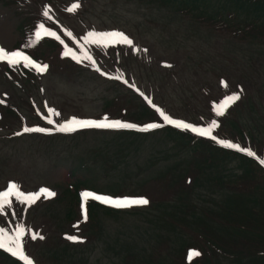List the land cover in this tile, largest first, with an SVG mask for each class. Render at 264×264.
Instances as JSON below:
<instances>
[{
  "label": "rangeland",
  "instance_id": "obj_1",
  "mask_svg": "<svg viewBox=\"0 0 264 264\" xmlns=\"http://www.w3.org/2000/svg\"><path fill=\"white\" fill-rule=\"evenodd\" d=\"M76 3L79 7L69 11ZM46 8L51 20L43 16ZM171 9L156 7L145 0H0V46L8 50H16L19 41L24 39V30L31 29L32 34L39 23L65 37L70 44L68 47L78 54L77 43L66 36L64 30L70 31L80 43H83L81 38L92 30L120 31L135 46L134 50L123 44L114 45L120 46L114 49H111L113 45H87L96 66L105 75L97 72L87 60L82 63L73 60L77 66L68 63L58 69L57 65L52 67L49 59L51 67L43 74L23 67V64L10 67L6 62H0V100L7 101L2 100L0 110H13L12 104L16 111H8L9 116L5 114L4 121L0 120V191L6 190L9 182H14L25 193L38 192L41 187L55 193L48 198L41 195L31 205L21 204L13 198L12 206L0 214V227L9 232L14 231L17 224L25 227L24 249L34 264H192L201 256L198 248L204 257L211 258L209 264H245L244 260L238 261L247 256L240 242L232 244V241L241 239L248 230L254 231L244 240L252 243L245 241V244L264 256V241L255 244V240L264 239V206L250 205L251 218L239 219L238 210L242 204L231 202L232 195L238 201L247 198V194L240 196L239 191L225 188L221 183L222 178L228 180L242 172L247 173L237 160L210 172L206 166L202 173L188 160L186 175L196 178V174L204 180L193 190L187 207L195 209L193 215L209 220L205 228L182 221L171 228L164 220L165 213H185L184 206L174 200L168 208L133 206L113 210L106 216L102 212L101 228L95 230L88 223L81 226L85 221L76 207V212L70 213L69 218L70 206L66 200H61L64 191L70 190L77 180L92 181L91 186L98 191L109 190L110 186L115 194L129 196L136 194L132 192L136 187L142 191L146 179L152 191L154 185L152 193L156 198H169L174 187L169 184L170 176L161 179V170L191 153L187 146L173 148L163 131L136 132L141 136L133 138L118 137V134L135 132L133 130L95 132L82 129L63 134L47 123L49 108L60 114L51 117L57 125L72 117L136 120L127 117L123 110H104L107 104L116 103V99L140 103L131 91L134 89L145 101L163 107L173 119L195 123L203 115L202 124L216 120L218 134L220 128L229 130L225 132L229 137L244 138L251 148L250 140L240 127L241 122L249 136L264 144V46L234 41L216 33V28L200 24L193 16L181 11L174 13ZM42 38L45 40L35 41L32 37L28 42V50L32 48V53L39 58L45 53V42L52 37ZM116 50L123 51L120 58ZM22 69L37 74L33 72L32 78L28 79L21 74ZM116 76L122 79L112 78ZM233 93H238V100L246 106V112L239 117V126H232L226 114L217 116L213 111L219 99L221 103ZM24 127H44L50 132L24 133ZM18 132L21 135H16ZM43 134L49 136L46 138ZM253 147L257 151L264 150L262 144L253 142ZM123 149L129 152L122 157L118 153ZM255 153L264 159V151ZM85 163L94 172L87 168L75 172V167ZM206 163L209 164L208 160ZM93 174L102 178H95ZM125 176L131 181L119 185L127 179ZM125 185L127 189L116 192ZM262 187L264 189V185ZM149 191L145 190L143 194L149 196ZM175 198L179 201L177 196ZM251 199L264 202V194L254 192ZM175 205L181 206L180 213ZM193 215L185 213L191 222ZM33 233L37 234L35 240L31 239ZM71 235L83 242L65 238ZM184 239L192 245H181ZM210 241H217V249ZM186 246L199 255L189 260L188 254H184ZM178 255L182 256L178 258ZM4 257L0 253V259ZM0 264L3 263L0 261Z\"/></svg>",
  "mask_w": 264,
  "mask_h": 264
},
{
  "label": "trees",
  "instance_id": "obj_2",
  "mask_svg": "<svg viewBox=\"0 0 264 264\" xmlns=\"http://www.w3.org/2000/svg\"><path fill=\"white\" fill-rule=\"evenodd\" d=\"M149 4H153L156 7H161L164 9H167L169 7H172V12L176 13V11L184 12L185 14L189 16H193V18L199 22L202 25L207 26L208 28H216L215 32L219 33L221 35H227L232 38V40L245 43L250 42L252 44H257L264 46V0H145ZM174 7H176V11L174 10ZM27 26H30V22L26 23ZM218 30V31H217ZM32 31L31 29H28L27 31L24 30V35L28 37L29 32ZM30 42V41H29ZM46 44V48L44 55L39 58L36 57L31 50H28L29 43L27 42H21L19 46H23V49L25 52H27L29 55H31L33 58H35L37 61L47 64L49 67H51L50 62L48 61L51 59L52 67L57 65L58 69H63V66H67L68 63H73L70 61L66 56L63 55V49L60 45L57 43L48 40ZM119 56L123 55V51H116ZM43 58V59H42ZM74 64V63H73ZM77 66V64H74ZM12 72H10L11 74ZM21 74L25 75L28 79L32 78L33 72L22 69ZM13 76V73H12ZM116 103H109L104 107V110L107 111L108 109L115 108L117 110H120L125 113V115L129 118L136 119L137 121H146V118H149L150 121H156L157 117L154 113H151L149 109L144 107L141 104H134L133 101L130 99H125L124 101H120L119 99H116ZM245 103L239 102L237 104H234L228 108V110L224 113L226 116H229L228 122L231 123L232 126L238 125V118L240 115H242L245 112ZM133 111L134 113H130ZM240 127L243 130L244 135L250 140V144L257 143L259 145L264 144L254 138L253 136H249L246 131L243 129L245 127L240 122ZM243 126V127H242ZM165 130V131H164ZM162 133H166V137L170 142L172 143L173 148H180L187 146L189 152L187 157L177 161L173 165H169L163 170V176L161 179H163L164 176H170V182L169 184L173 185L174 191L170 192L169 198L159 199L156 198L154 193V185L153 193L152 189L149 188L147 185L149 184L145 180L146 186H144L145 190H150L148 193L150 194V197L152 198V204L151 208L157 209L162 208L164 206L170 207V203L172 201H177L180 203V205L184 206V212L188 215H193L195 213V209H189L187 206L191 201V198L193 196V190L197 189L198 186L203 182V177H198L196 174V178L189 177L190 175H186L185 168H187L188 160L195 164L198 167V170L200 173L207 170L210 172L212 170H219L223 169L228 163H230L232 160H237L240 165L243 168V171L246 170L247 173L239 174L238 176L231 177L228 180H225L224 178L221 179L222 185L226 188H230L234 191H239V195L247 194V198H240V200H235L237 197H234L232 195V201L231 202H237L241 203L242 206L238 210V218L249 220L251 218V212L253 211L250 208V205H254L255 207L264 206V202L261 201V199H257L256 201H253L251 199V195L254 194V192H259L261 194H264V169L254 160L248 158L247 156L235 151L230 150L227 148H223L213 141L210 140H203L198 139L194 136L189 135L188 133L179 132L176 130H173L171 128H166ZM229 131L223 128L219 129V135L222 140L232 139V140H238L243 142L244 144H239L240 146L244 147L246 146L244 142V138L242 140L235 139L232 137H229L225 132ZM242 133V131H241ZM140 137L141 135L134 132H126L122 133L121 135L118 134V137ZM166 139V141H167ZM181 147V148H182ZM183 149V148H182ZM136 151H139L138 149ZM129 151H126L123 149L121 152H117L118 155L124 156ZM132 154V153H130ZM203 155L206 156V158L203 157ZM206 160H208L209 164L207 165ZM155 163V161H153ZM244 165V167H243ZM87 168L90 171H93L87 164L82 165L81 167H75V172L82 169ZM180 168V169H178ZM249 169V172H248ZM94 172V171H93ZM127 180V179H126ZM124 180L126 183L127 181ZM152 183V182H151ZM87 181H78L74 184V190H66L61 200H66L69 207V214L68 217L71 218L70 213L76 212L75 207L77 210H79L80 206V198L79 193L82 187L88 186ZM153 184V183H152ZM251 194V195H250ZM175 196L178 197L179 201L175 198ZM172 198V200H171ZM181 198V199H180ZM171 200V201H170ZM185 201V202H181ZM187 203V204H186ZM180 205H175V209L179 212V209H182ZM104 212V216L111 215L113 213L110 209H105L104 207H100L96 204H91L89 207V213L86 215L87 219L85 220L84 216L81 217L83 221H85L81 226L88 223L92 228L95 230L101 228V218L100 215ZM180 213V212H179ZM185 213L177 214L175 212H167L165 213L164 220L166 223L171 225V228L173 225H179L180 221L184 223H192V224H199L197 226L205 228L207 224L209 223V220L199 217L196 215H193L194 220L191 222L188 220V218L185 216ZM254 231V230H253ZM249 230L243 235L241 239H235L232 241V244H235L237 242H240L241 248L243 249V253H245L247 258H240L238 261L244 260L245 264H264V256L259 255L257 251H255L253 248H250L248 244H245V241L247 243H252V241L244 240L251 236V233ZM220 238L218 237V240ZM264 241V239H257L255 240V244H258L259 242ZM216 248L217 241H210ZM225 246V244L223 245ZM217 249V248H216ZM218 251V250H217ZM240 253V252H239ZM4 258L0 259V261L3 264H19L18 262L11 260L7 255L4 253H1ZM213 255H219V254H213ZM211 258L208 257H202V261L197 260L195 264H209Z\"/></svg>",
  "mask_w": 264,
  "mask_h": 264
},
{
  "label": "snow or ice",
  "instance_id": "obj_3",
  "mask_svg": "<svg viewBox=\"0 0 264 264\" xmlns=\"http://www.w3.org/2000/svg\"><path fill=\"white\" fill-rule=\"evenodd\" d=\"M79 4H73L72 8L68 9L72 11L74 8H78ZM43 16L48 20H51L52 17L49 15V9H45L43 12ZM64 34L68 37H71L77 46L79 47V54L74 51L72 48H69L67 44L64 43V40L61 39L57 32L50 30L45 26L44 23H39L36 26V30L34 33L35 40L39 41L42 37L48 36L56 39L62 45H64L63 55L66 57H71L72 60L77 63H82L84 60H87L93 68L100 72L101 75H105V73L101 72L100 68L96 66V62L93 59L92 55L87 50L86 46L91 44L102 45L104 47H108L109 45H117L123 44L132 47L135 50V46L133 41L123 32L120 31H89L85 36L81 39L83 43L75 40V37L72 36L70 31L64 30ZM30 46V45H29ZM0 62H6L8 66H17L23 64V67L34 69L38 74H43L47 71L48 65L41 64L33 60L30 56L26 55L23 51L20 50H8L4 46H0ZM114 79H122L121 76L112 77ZM223 83V82H222ZM131 87H135L131 85ZM147 99V98H145ZM239 99L238 93H233L229 96H226L225 99L213 106V111L217 116L223 115L226 109L231 106L235 101ZM151 104V101H148ZM0 103H3L0 100ZM156 112L159 114L160 118L163 120L165 124L172 125L177 129L188 131L194 133L197 136L205 137L216 141L220 146L232 149L237 152H241L246 154L249 157L257 159L261 164H264V159L257 157L256 153H254L250 148L241 147L239 144L233 143L228 140L218 139L213 135V130L218 126L216 120H212L205 126H196L190 123H187L183 120L173 119L171 116L167 115L163 110L153 105ZM60 114L52 108L48 109V116L46 117L47 123L50 125H54L56 130L63 133H72L82 129H104V130H136L147 132L149 130H154L160 128L161 125L158 123H148L143 126H138L133 123H127L122 120H113L109 119L107 116H104L100 119H79L76 117H72L61 124H56V122L51 117L59 116ZM24 133L36 132V133H49L50 129L44 127H34V128H23ZM16 135H21V133H16ZM43 195L45 198L52 197L55 195L53 191H51L47 187H41L38 192H29L25 193L20 189V186L14 182H9L6 190L0 191V214L5 213L6 208H10L13 203V198H15L16 202L21 204L31 205L35 203V201ZM81 196V209L84 212V218L87 219L86 216V208L85 204L87 201H97L103 205H107L113 207L115 209H126L133 206H143L147 205L149 201L144 197H113L110 195L98 194L93 191H83L80 193ZM26 235V230L23 225L17 224L15 226L14 231L9 232L7 228L0 227V250H3L9 253L14 258H17L22 264H34V261L25 253L24 249V238ZM37 238V234L33 233L31 235V239L35 240ZM43 239V236L39 237ZM67 240L72 242H83L81 238L71 235L65 237ZM199 253L190 250L188 253L189 260L193 256H198Z\"/></svg>",
  "mask_w": 264,
  "mask_h": 264
}]
</instances>
